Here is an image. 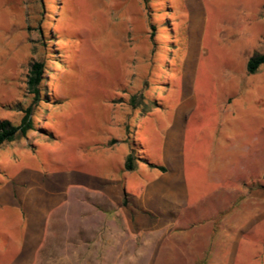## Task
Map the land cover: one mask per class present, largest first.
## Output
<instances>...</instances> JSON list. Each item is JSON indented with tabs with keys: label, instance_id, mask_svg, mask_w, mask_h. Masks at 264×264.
<instances>
[{
	"label": "rangeland",
	"instance_id": "rangeland-1",
	"mask_svg": "<svg viewBox=\"0 0 264 264\" xmlns=\"http://www.w3.org/2000/svg\"><path fill=\"white\" fill-rule=\"evenodd\" d=\"M146 1L0 0V121L19 124L17 109L32 103L35 61L62 104L36 112L57 142L42 130L0 150V264H264V64L247 72L264 55V0ZM153 49L173 65L158 75L177 74L158 95L165 109L135 119L137 136L175 176L136 195L157 214L149 226L116 189L85 187L83 176L105 168L97 138L124 118L120 91L141 88L131 78L144 77ZM15 213L22 224L7 222Z\"/></svg>",
	"mask_w": 264,
	"mask_h": 264
},
{
	"label": "trees",
	"instance_id": "trees-1",
	"mask_svg": "<svg viewBox=\"0 0 264 264\" xmlns=\"http://www.w3.org/2000/svg\"><path fill=\"white\" fill-rule=\"evenodd\" d=\"M146 2L147 1L144 0L145 6H148ZM50 5L53 6L55 10H57L55 3H50ZM149 24L152 31L151 40L149 41L151 46L154 48V37L155 34L159 32V29L152 25L151 22H149ZM162 30H164V35L169 37L172 36L173 39L169 45L165 46V49L168 51L170 50V52L174 51L175 47H173V44L175 43V40L173 38V34L168 33L170 31L172 32V30ZM158 56L160 55L155 52V49H153L149 58H144V66L147 70V72L143 74L144 77L140 78L139 76H134L133 79L131 78L132 81L141 80V88L133 94L120 91V93L123 95H129L128 102L125 104V109H127V112L125 113L124 118L117 126H109L108 129L112 127L115 128L111 135L107 131V135H104V138H97L101 142L99 148H102L105 151L107 149H112V151L116 150V147L119 145L126 149L127 153L124 158L123 167L121 169L122 176L127 173L137 172L141 166H146L150 169H155L163 173L167 171L165 167L155 164L151 160L145 143H143L141 140H138L137 135L139 133L140 126L136 125L135 123V119L138 118L139 114L143 117H148L154 110L165 109L166 104L160 99V97H158V95H160L161 91H165L167 89L169 90L172 87L168 81L173 74L176 75L177 73L173 72L172 75L166 77H164L162 74L158 75V73L161 72L169 73L167 68L171 71V67H173L171 59H168L166 62H157ZM262 64H264V55L251 58L247 65V72L249 74H255ZM48 70L49 69L45 61H35L31 63L29 74L27 76V88L29 94L33 96L32 103L26 109L20 107L17 109V111L23 115L19 124H14L7 119L0 121V150H6L12 146L15 147V144L19 141L29 143L31 141L32 134H39L42 130L48 135L39 136V139H44L46 142L51 140H55L57 142L55 137L46 129V127L38 128L35 125L36 122L40 121L39 117L36 116L38 108L41 106H50L56 109L62 107L61 103H53L54 101L52 98L54 96V91L47 90L46 88L45 82L47 81L46 75L48 74ZM156 77H158L157 79L161 80V82L158 84L155 83ZM163 81H166L167 83ZM114 118L115 117L112 119ZM105 128H103V130H105ZM31 154H37V151H32ZM128 196L129 194H126L123 199V206L126 208H129L130 203ZM132 213L133 211H131V216L133 217L134 214ZM150 217L153 224L154 217ZM152 224L149 226H152Z\"/></svg>",
	"mask_w": 264,
	"mask_h": 264
},
{
	"label": "crops",
	"instance_id": "crops-1",
	"mask_svg": "<svg viewBox=\"0 0 264 264\" xmlns=\"http://www.w3.org/2000/svg\"><path fill=\"white\" fill-rule=\"evenodd\" d=\"M167 139L168 138L166 136V141L168 143ZM126 153H127L126 149H124L120 145L117 146L116 150H113V151L112 149H107L105 151V156H107L108 158H107V164L105 168L104 167L99 168V170H97L95 173H91V174L85 173L83 176V185L85 187L95 188V189H97V187H100V191L103 193L106 192L108 188H112V189L114 188L122 196L123 199H124V196H126V194H129L128 196L129 197L128 199L130 202L129 208L134 213V209L136 210L137 207H142V211L144 213V215L140 217L134 214L136 217V221L139 223H143L145 225H151L152 222H151L150 216H152L153 214L155 215L157 214L152 212L151 210H148L149 207H146L145 205L143 206L139 205L138 201L136 200V195H140L141 193H144V192L149 194L156 190L158 191V190L167 188L169 185V181L168 182L166 181L164 183L163 179L167 173H170L172 176H175V170L171 167L173 169V171L171 172L170 170L167 169V167L169 166H163L167 169L165 173L160 172L158 170H156L157 172H154L152 171V169L146 166H141L137 172L124 174L121 178L119 177V173H121V169L123 167V162H124ZM148 154L151 158V155L149 152ZM151 160L153 161L152 158ZM142 167L146 171L145 178L144 180L137 182L135 179V175L137 173H144L142 171ZM26 174L27 176H30L27 172ZM104 174L105 176H110V174L114 175L113 181L102 180L101 177H103ZM157 174H161L162 177L158 178L159 176H157ZM70 179L72 180V185H75L76 184L75 176L70 175ZM24 185L27 186L28 184L25 183ZM173 185H175V183H173ZM27 203H28V200L26 198H22L19 200V204L23 208L27 207ZM11 216L12 218H10V221H7L8 223H11L12 225L22 224V217L19 213H15L14 216L12 214Z\"/></svg>",
	"mask_w": 264,
	"mask_h": 264
}]
</instances>
